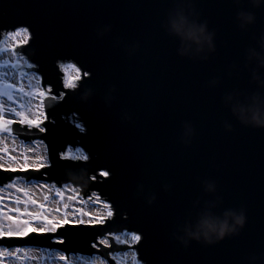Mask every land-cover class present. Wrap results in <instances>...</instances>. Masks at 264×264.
I'll list each match as a JSON object with an SVG mask.
<instances>
[{
    "label": "water",
    "instance_id": "1",
    "mask_svg": "<svg viewBox=\"0 0 264 264\" xmlns=\"http://www.w3.org/2000/svg\"><path fill=\"white\" fill-rule=\"evenodd\" d=\"M192 2L216 33L217 51L206 61L178 56L177 42L161 30L172 0H0V39L28 27L30 42L17 51L37 65L43 87L66 94L64 101H47L45 133L13 125L24 141L44 140L52 165L41 170L47 175L0 171V187L16 177L58 187L71 183L84 196L98 191L115 209L103 226L65 227L0 245L99 253L116 264L108 253L123 246H100L98 252L91 245L126 230L142 235L137 251L145 264H264V129L242 126L221 101L225 92L250 86L246 71L229 77L227 69L243 65L245 49L264 32V8L253 9L255 24L241 31L232 0ZM105 26L111 30L101 35ZM64 63L90 73L75 90L63 88ZM213 77H220L217 88L207 87ZM185 122L195 129L188 144L181 142ZM77 147L88 161L60 159ZM209 180L215 196L204 191ZM216 198L222 201L218 212L245 211L239 233L211 245L178 242V222ZM56 236L65 243L50 241Z\"/></svg>",
    "mask_w": 264,
    "mask_h": 264
},
{
    "label": "snow or ice",
    "instance_id": "2",
    "mask_svg": "<svg viewBox=\"0 0 264 264\" xmlns=\"http://www.w3.org/2000/svg\"><path fill=\"white\" fill-rule=\"evenodd\" d=\"M30 39V29L20 26L6 32V39L0 47V53H7L14 58L0 62V171L5 173H41L42 169L52 166L43 154L48 151L44 140L36 139L31 144H25L23 141L18 143L13 125L45 133L47 128L44 125L48 120L47 101H64L66 98L64 92L55 95L52 88L43 87L40 76L34 72L25 71V68L34 69L37 65L27 62L17 49L26 46ZM64 67L67 73L63 82L64 89L75 90L82 75L90 76L88 72L81 74L80 67L75 63ZM3 69H10V71H3ZM68 69L72 71L67 72ZM10 77L16 82H12ZM25 79L28 80L27 85L24 84ZM8 141H11V146ZM18 149V154H14ZM60 159L86 162L89 156L61 153ZM100 176L109 177L110 173L101 171ZM95 178V176L92 177L93 180ZM17 180L18 178L12 179L10 183L0 187V241L26 240L33 234L51 236L65 227L75 229L81 226H103L115 215L113 204L104 200L95 191L85 198L78 188L71 185L58 187L55 183H40L28 187L19 184ZM36 189L43 191L41 199L35 198ZM5 193L7 195H4ZM51 197H55L52 200L54 207L49 206ZM6 200L11 202L10 205L5 203ZM88 204L102 206L103 211H86L83 206ZM141 240L142 235L135 231L125 230L119 234L108 232L103 237H99L91 247L99 252L100 246L108 249L113 248V244L123 246L127 250L109 252L108 257L116 264H126L128 261L131 264H142L137 251ZM54 243L62 245L65 240L56 238ZM33 261L40 264H77V261L81 264H109V259L99 255L86 258L83 255H69L64 251L20 246L10 248L0 245V264H31Z\"/></svg>",
    "mask_w": 264,
    "mask_h": 264
},
{
    "label": "clouds",
    "instance_id": "3",
    "mask_svg": "<svg viewBox=\"0 0 264 264\" xmlns=\"http://www.w3.org/2000/svg\"><path fill=\"white\" fill-rule=\"evenodd\" d=\"M232 2L238 9L236 22L241 31H246L255 24L256 15L253 9L264 8V0H232ZM160 27L166 35L177 42L178 56L206 61L217 51L216 33L209 28L206 20L201 19L192 0H172ZM110 30V26H105L100 34L103 35ZM242 71L247 72L250 86L225 92L221 98L222 104L242 126L264 129V32L255 38L252 46L245 49L243 65L230 64L227 75L239 77ZM220 83V77H213L207 82V87L217 88ZM224 127L225 130L231 131L232 123L225 121ZM194 135L195 129L189 122H185L181 132V142L190 143ZM203 187L208 195L215 196L217 188L214 181H205ZM167 188L168 186H165V190ZM154 199L155 197H152L149 203ZM221 203L219 198L209 200L194 218L178 222L174 233L175 239L188 247L193 241L211 245L238 234L246 223L245 211L225 208L218 212ZM194 206L199 207V202L197 201Z\"/></svg>",
    "mask_w": 264,
    "mask_h": 264
},
{
    "label": "rangeland",
    "instance_id": "4",
    "mask_svg": "<svg viewBox=\"0 0 264 264\" xmlns=\"http://www.w3.org/2000/svg\"><path fill=\"white\" fill-rule=\"evenodd\" d=\"M6 39V36H5V38H3V40H1L0 41V44H1V46L0 47H2L3 46V42H4V40ZM3 55H5V53H0V62H4V61H8L9 60V58L8 57H6V56H3ZM26 69V68H25ZM7 70H10V69H7ZM72 70L71 69H68L67 70V72H71ZM29 73H33V72H29ZM35 73V72H34ZM65 73H66V71H65ZM36 75H38L37 73H35ZM67 74V73H66ZM39 76V75H38ZM34 83V82H33ZM24 84L25 85H27L28 84V80L27 79H25L24 80ZM49 87V86H48ZM15 135V134H14ZM16 137H17V135H15ZM17 140L18 141H23V140H20L18 137H17ZM25 144H31V142H26V141H23ZM78 149H80L81 150V152L83 153V154H85V152L83 151V149H81V148H78ZM45 157L47 158V154H46V152H45ZM18 178V180H17V182H19V183H21V185H24V186H28V187H31V185L32 184H34V183H48V182H45V181H36V180H34V179H32L31 181H25L24 180V178L23 177H16L15 179H17ZM10 183V182H9ZM48 184H52V183H48ZM64 185H66V184H64ZM67 185H71V186H73L72 184H67ZM73 187H75V188H78V189H80L81 190V188L78 186V187H76V186H73ZM38 191V190H37ZM91 192H93V190L92 191H90V194H91ZM95 192H97L98 194H99V192L98 191H95ZM36 193V192H35ZM68 193H66V195H67ZM4 195H7L6 193L4 194ZM36 195V194H35ZM89 195V194H88ZM85 197H87V195L85 196ZM35 198H37L38 199V197H36L35 196ZM103 198V197H102ZM53 199H55V197H52V199L49 201V206L50 207H52L53 206V204H52V200ZM104 199V198H103ZM5 203H8L9 205H10V201L9 200H6L5 201ZM97 207V208H102V206H99V205H92V204H88V205H84L83 207L84 208H88V207ZM22 207V206H21ZM81 207V206H80ZM33 210H35V209H33ZM86 211H88V210H86ZM85 219H87V217H85ZM121 233V232H120ZM138 233V232H137ZM117 234H119V233H117ZM56 238H63L62 236H56V237H53V238H51L50 239V241H54ZM93 244V243H92ZM24 247H31V248H39V249H48L49 251H53V250H57V251H64V250H62V249H59V248H55V247H51V248H49V247H43V246H37V245H35V246H24ZM100 249V248H99ZM127 250V249H126ZM65 252V251H64ZM117 252V251H116ZM66 253V252H65ZM68 254L69 255H83V256H85L86 258H92L93 256H95V255H99V256H101V254H99V253H95V254H93V255H91V256H89V255H84V254H82V253H80V252H73V251H70V252H68ZM101 257H103V258H105L104 256H101ZM105 259H107V258H105ZM115 262V261H114ZM116 263V262H115ZM129 263V261L128 262H126V264H128ZM77 264H79V262L77 261ZM109 264H110V262H109ZM144 264H145V262H144Z\"/></svg>",
    "mask_w": 264,
    "mask_h": 264
},
{
    "label": "bare ground",
    "instance_id": "5",
    "mask_svg": "<svg viewBox=\"0 0 264 264\" xmlns=\"http://www.w3.org/2000/svg\"><path fill=\"white\" fill-rule=\"evenodd\" d=\"M5 35V34H4ZM3 35V37L5 38V36ZM2 44V43H1ZM1 44H0V46H1ZM3 56H6V57H8L9 58V60L10 59H14V58H12V57H10L7 53H5V55H3ZM24 56V55H23ZM25 57V56H24ZM25 60L27 61V62H29V63H31L26 57H25ZM22 63H23V61H22ZM65 65H67V64H63V66H62V68L64 69V71H65ZM3 71H10V70H7V69H3ZM12 82H16V80L15 79H13L12 77H10L9 78ZM77 125H81V124H79V123H76V126ZM17 142L19 143L20 141H18L17 140ZM8 144H9V146H11V141H8ZM18 152H19V149H18V151H17V153H14V154H18ZM41 152H43V150L41 149ZM66 153L67 154H70V155H73V156H79V155H85V154H83L82 152H81V150L80 149H78V148H76L75 150H71V149H68L67 151H66ZM43 154L45 155V152H43ZM19 183V182H18ZM19 184H21V183H19ZM34 184H40V183H34ZM38 190V191H37ZM35 196L36 197H38V199H41L42 198V195H43V191L42 190H40V189H36L35 190ZM52 199V197L50 198V200ZM49 200V201H50ZM81 205H77V207H80ZM52 207H54V205L52 206ZM85 210H88V211H99V212H102L103 211V208H97V207H88V208H85ZM142 261V260H141ZM79 262V264H81V262L80 261H78ZM31 264H40V262H37V261H33V262H31ZM128 264H131V262L129 261V263ZM142 264H144V262L142 261Z\"/></svg>",
    "mask_w": 264,
    "mask_h": 264
}]
</instances>
